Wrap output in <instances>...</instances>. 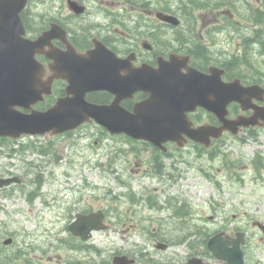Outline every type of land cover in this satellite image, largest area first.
<instances>
[{
    "label": "rangeland",
    "instance_id": "obj_1",
    "mask_svg": "<svg viewBox=\"0 0 264 264\" xmlns=\"http://www.w3.org/2000/svg\"><path fill=\"white\" fill-rule=\"evenodd\" d=\"M81 1L87 2L90 10L82 18L83 23L96 22L108 11H117L124 14L129 25L134 27V20L142 15L137 3ZM142 1L155 6L159 1L164 3L163 0ZM212 3L194 13L198 22L196 31L200 36L211 30L219 49L233 48L237 38L234 41L235 27L224 17L228 15L227 9L223 11V7ZM169 4L182 13L179 0H170ZM27 10L33 27L40 28L53 15L73 26L79 23V20L68 16L70 11L66 0H31ZM185 25V20L173 29L160 24L159 34L179 46L178 31H182ZM243 26V30L254 27L252 23H244ZM100 32L103 33L102 30ZM243 137L244 140H239L233 135L223 136L213 142L203 156L197 154V148L191 143L183 150L185 159L177 161L167 157L161 173H151L153 165L149 168L147 159L152 157V153L149 148L144 149V144L130 143L125 137L101 134L96 125L84 126L70 134L25 136L13 144L15 148H19L21 142L32 143L39 148L47 145L52 151L48 155L29 149H21L11 155L5 146H0V173L8 175L14 172L24 178L22 185L9 191L12 195H2L0 228L4 233L1 241L13 236L15 241L11 248L28 249L27 258L35 262L38 258L49 264H105L110 254H114L112 250L122 247L131 250L135 244L138 245L136 249L150 250L148 257L168 256L169 252L158 250L146 242L150 240L153 225L144 230L131 228L133 212L127 208L135 200L129 198L130 194L145 196L139 198L141 203L138 204L145 214L167 218L163 229L154 233L161 239L180 242L175 248L181 256L190 249V244L196 246L192 250H201L199 240L206 238L205 233L222 227L245 226L248 219L251 231L256 233L251 218L257 217L264 222V165L255 164L260 156L264 160V135ZM134 147L137 149L133 150ZM36 176L43 182L41 187L35 181ZM121 180H125L124 184ZM33 190L40 195L30 199L29 192ZM110 191L122 197L114 199L110 197ZM152 195L161 208H154L149 203L147 198ZM82 201H89L97 208L108 207L113 220L117 217L115 213L125 218L117 228L96 232L91 240L92 251L86 248L75 251L69 244L71 235L67 226L74 215L73 210L78 209ZM181 206L189 211L188 221L177 224L172 213ZM184 237L186 240L180 241ZM195 238L198 241L193 243ZM13 264L19 263L14 261Z\"/></svg>",
    "mask_w": 264,
    "mask_h": 264
},
{
    "label": "water",
    "instance_id": "obj_2",
    "mask_svg": "<svg viewBox=\"0 0 264 264\" xmlns=\"http://www.w3.org/2000/svg\"><path fill=\"white\" fill-rule=\"evenodd\" d=\"M27 2L0 0V136L55 135L95 120L112 133L125 132L158 146L169 140H177L182 145L179 139L184 135L210 145L225 129L237 134L235 125L194 127L189 112L201 106L224 120L230 102L248 101L261 89L224 82L219 68L213 66L209 73L202 72L189 66L188 56L177 53L171 54L169 60L160 57L158 67L148 64L135 67L131 57L117 59L116 54L97 39L95 48L81 53L70 42L67 31L57 23H52L51 28L37 38L27 37L22 18ZM69 7L77 13L85 9L73 0H69ZM157 16L173 25L180 24L176 15L159 11ZM54 39L63 41L67 50L56 47ZM47 46L51 48L48 51ZM42 53L52 59L50 66L55 74L49 81L44 79L45 66L37 57ZM54 78L68 80V94L45 110L36 108L46 94L52 93ZM95 90L114 93V101L109 104L90 102L86 94ZM139 90L148 92L149 97L137 102L133 111L128 110L121 104L122 100ZM20 181L18 176L0 177V188ZM101 219L99 213L79 215L70 230L88 239L91 228L104 227ZM12 240L8 238L5 243ZM242 241L241 233L233 240L219 233L210 238L208 247L217 257L226 260V264H244ZM114 261L117 263L118 258ZM196 262H200L199 258H192L187 264Z\"/></svg>",
    "mask_w": 264,
    "mask_h": 264
},
{
    "label": "flooded vegetation",
    "instance_id": "obj_3",
    "mask_svg": "<svg viewBox=\"0 0 264 264\" xmlns=\"http://www.w3.org/2000/svg\"><path fill=\"white\" fill-rule=\"evenodd\" d=\"M127 4V0H123ZM189 3L191 0H188ZM215 1L216 6H221L227 8L228 16L232 18L235 26V39L237 38L233 48L219 49L217 47V41L215 40L211 30H208L207 34L202 33L200 38H197L194 33V16L189 14V22L187 24V36L185 37V42L183 47L179 49H173L174 45L171 44V40H166L167 38H161L159 34L160 24L170 28V24L163 22L155 17L154 10H144V14L141 18L134 20V27L129 25L126 16L121 12L108 11L106 14L102 15V19L96 22L90 21L83 23L82 18L85 17L86 13L90 12L89 5L86 2L87 7L84 14H76L69 12L68 16L72 19L79 20V23L75 26L64 22L58 15H53L50 20L43 23L39 29L40 33L49 29L51 23H60L68 32L69 38L74 45L77 46L78 50L85 52L93 47V38L98 37L106 45H108L119 57H128L130 55L133 59V64L139 66L143 63L150 64L152 66H157L160 57H164L166 60L169 59L171 52H181L188 56L189 64L203 70L205 72L209 71V68L213 65L217 66L219 69L223 70L222 78L225 82H237L241 83L244 87L256 86L258 89L252 99L245 101H232L227 106V114L225 121L221 117L206 108H199L195 114H198L199 118L195 116V125L207 124L213 126H224L235 125L234 129L237 130V139L244 140L243 136H261L264 135V0H202L206 7H209V2ZM84 2V1H83ZM190 5V4H189ZM222 8V9H223ZM146 12V13H145ZM242 13V14H240ZM141 14V13H140ZM225 17V16H224ZM68 18V17H67ZM128 23V24H127ZM252 23L253 28L247 27L243 30L245 26L243 24ZM249 29V30H248ZM103 31V33L100 32ZM86 34V38L80 37L77 34ZM214 42V43H211ZM61 50L66 51V45L63 41L59 39H54L53 42ZM214 44L215 47H214ZM213 48V49H212ZM51 48L47 46L45 50H50ZM40 60L45 66L44 78L49 81L50 78L55 74L51 69L52 59L45 53L40 55ZM69 82L62 78H54L52 85V93L46 95L45 104H53L60 97L67 95V85ZM263 89V90H262ZM148 93L144 91H138L135 93L134 97H128L123 99L122 103L129 109H134L135 104L142 101L148 97ZM87 97L95 102L108 103L114 99V95L103 90L89 91ZM50 105H47L49 107ZM191 115H194L192 113ZM234 122V123H232ZM234 132L230 129L224 131L223 136L233 135ZM114 137V136H112ZM183 140V138H182ZM188 141V142H187ZM187 143L184 146H178L174 141L167 142L166 149L164 151L160 150V154L163 156L167 153H173V155H179L180 158L183 156L182 151L186 147L193 143L191 140L187 139ZM151 153L153 155L155 147H151ZM185 154V151H183ZM172 157V156H168ZM150 164L149 168L153 164H158L159 159L151 157L147 159ZM129 164V163H128ZM126 165V164H124ZM127 166V165H126ZM146 171V175H147ZM124 184L125 180H121ZM94 191L91 192L93 194ZM110 197L114 199H119L120 195L113 194L115 192L110 191ZM129 198L132 200V206L127 208V211L133 212V216L130 219L133 221L131 223V228L135 229H150V225H153L151 234L149 235L150 240H146L148 243H152L154 247L156 244L161 242L160 237H158L154 231L157 229H163V225L167 222V218L162 216H155L145 214V211L138 204L141 203L139 198H145L142 194L137 197L134 194H130ZM137 199V201H136ZM148 201L155 208L157 203L155 202V196H148ZM75 215L78 213H90L96 210H102L104 213V222L106 228H117L122 224L125 218L123 215L114 214L117 216L115 220L112 219L111 213L108 207H95V205L89 201H82ZM189 211H173L172 216L175 218L174 222L177 224L188 221ZM214 216H211L213 218ZM178 219L180 222H177ZM252 224L256 228V233H253L250 228V219H248L245 226H235L234 228L227 229V227L220 228L219 232H225L231 236V240L238 236V233L243 234V241L241 242V247L244 253L245 264H264V222L259 218L252 217ZM262 233L263 235H259ZM255 236H258L256 238ZM78 241L84 245V241L78 238ZM168 244L165 252H169L168 256L159 255L156 258L148 257V253L151 251L148 249H136L138 245H134V248L128 250L126 248L115 249L114 254H110L109 260L105 264H113V259L117 255L126 256L123 264H187L191 258L198 257L200 262L195 264H226L227 261L217 257L209 248V238L204 239L200 242L202 247L201 250H192L195 248L193 244H190V249L185 252L184 255H178L176 252V245L180 242H172L168 240H163ZM90 244L89 242H85ZM4 248L8 246H3ZM230 247V246H229ZM12 252V250H11ZM146 255V257H145ZM14 254L10 253L8 256V261L6 263L0 264H13ZM87 259L89 256H86ZM84 264V263H81Z\"/></svg>",
    "mask_w": 264,
    "mask_h": 264
},
{
    "label": "trees",
    "instance_id": "obj_4",
    "mask_svg": "<svg viewBox=\"0 0 264 264\" xmlns=\"http://www.w3.org/2000/svg\"><path fill=\"white\" fill-rule=\"evenodd\" d=\"M129 1L133 2L134 0H129ZM163 1H164V3L162 2L161 5H160V7H159L161 10H164V11H166V12H174L175 14L177 13V14H179L183 19H185L187 22H189V14H193V13H192L193 10H195V9H197V8H199V7H203V6H204L202 0H191L190 3H189L188 0H179V2H180V4H179V9L182 11V13H180L179 11L174 10L173 7H172V5L169 4L170 0H163ZM167 1H168V3L165 4V2H167ZM189 4H190V5H189ZM23 17H24L25 23H26V25L28 26V28H29L30 30H32L31 25H30V23H29V17L27 16V14L25 13V14L23 15ZM192 22H193L194 27H195V21L193 20ZM182 33H183L185 36H187V32H184V28H183ZM77 35L80 36V37H84V39L86 38V34H85V33H83V34H77ZM195 35H196L197 38H199L196 32H195ZM180 38H181V39L178 40V41H179L180 46L183 47V46H184V42H185V40H184V36H183V37H180ZM178 39H179V38H178ZM47 105H50V104H49V103H48V104L40 103L38 107H40V108H45ZM11 141H12V139H10V138L0 137V146H6L8 149L11 148V150L14 151L15 148H14L13 145L11 144ZM13 141H14V140H13ZM8 142H10V144H8ZM20 146H21L22 148L32 147L30 144H28V145H20ZM26 146H27V147H26ZM32 148H35V146L32 147ZM41 151L44 152V151H46V150H45V149H42ZM159 169H160V166H157V170H159ZM36 181L39 183V185H41V182H42V181L40 180L39 177L36 179ZM35 191H36V190H35ZM33 193H37V192H33ZM183 207H184V206H182L180 209H183ZM2 233H4V232H3L2 229H0V246H3L2 241H1V240H2V237H3V236H2ZM206 237H207V236H206ZM25 251H26L25 249H21V250L17 249V250H16V254H17V255H21L22 253L24 254Z\"/></svg>",
    "mask_w": 264,
    "mask_h": 264
}]
</instances>
